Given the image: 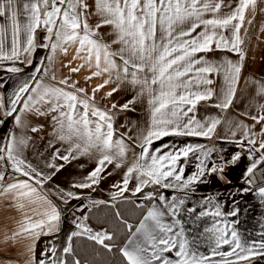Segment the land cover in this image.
Masks as SVG:
<instances>
[{"label":"snow or ice","instance_id":"6c2138e0","mask_svg":"<svg viewBox=\"0 0 264 264\" xmlns=\"http://www.w3.org/2000/svg\"><path fill=\"white\" fill-rule=\"evenodd\" d=\"M257 4L258 0H237V6L228 14L219 15L224 0H91V3L89 0H28L21 5L28 13V22L23 26L26 38L22 42L19 38L22 29L17 20L16 0H0V18H4L6 22L10 21L12 30L10 49L6 52L3 39L6 29L0 24V61H15L24 55L25 61L31 63L28 56L36 46L34 33L42 27L45 38L51 43L41 44V47L50 48L53 53L59 49L67 54L69 45L78 46L76 58L82 63L70 68L72 73L87 66L91 71L88 80L108 75L104 83L92 89L91 96L84 88L77 87L78 82L70 83V77L60 79L57 83L64 87H58L44 86L38 77L32 76L30 79L35 81V85L27 81L21 84L12 94L7 108L0 98V109L6 108L0 115L12 117L20 128L28 125L18 114L19 111L46 117L53 139L69 145L66 150L68 154L61 155L60 149L55 148L52 139L48 141L47 146L55 150L47 164L53 171L47 177L31 165H26L30 171L25 170V161L18 159L30 138L8 133L7 144L0 146V182L5 180V164L8 161L12 162V171L28 178L10 183L6 188L0 184V190L13 194L14 199L35 195L48 205V209L38 213L42 219L33 221L31 217H26L27 222L8 238L22 246V254L27 257L25 264H81V260L76 258L78 254L73 246V238L76 237H86L108 252L116 248L124 264H212V258L215 256H235L237 261H248L256 256L264 257V241L259 244L254 241L250 246H245L241 243L238 233L234 229L230 230L227 224L222 228L213 226L204 229L205 232L218 233L211 255L193 251L185 237L181 221L164 222L165 217L178 215L184 200L176 197L169 199L155 190L143 195L144 200L153 203L147 208L135 231L133 225L122 221L127 229V236L119 244L114 233L107 230L94 231L81 222L75 224L77 230L67 235L59 257H55L56 249L49 247L47 250H41L40 258L34 259L33 247L41 234L51 235L59 231V212L51 205V201L38 191V186L52 179V176L64 167L63 164L58 166L52 161L58 159L70 162V157L75 159L72 155L74 152L89 154L94 150L99 153L97 167L86 178L88 182L74 185L77 188H92L102 179L101 173L107 164L115 162V167H121L131 151L134 161L127 167L122 184L114 185L118 191L113 194V200L123 197L129 190L128 185L134 174L138 177V183L132 190L133 195L142 193L149 185L164 189H188L206 174L203 160L197 166L198 171L187 178L183 176V169L178 170L181 158H187L189 153L196 152L200 146L193 147L188 144L176 151L163 152L162 149L169 147L165 144L160 149H150L154 141L167 136L211 139L215 134L221 119H197V105L203 102L206 107L221 111L233 107L246 57L241 29L244 28L246 14L250 10L255 12ZM90 16L96 18L93 24L89 23ZM247 22L251 24L252 20ZM158 26L161 29L159 44ZM102 28L111 30L103 34L109 37L108 41L104 40L100 32ZM198 29L200 31H197ZM112 45H116L115 49ZM216 52L235 54L237 59H213L208 55ZM8 71L18 73L21 69L10 67ZM35 71L45 73L43 69ZM129 76L131 84L144 86L140 94L147 90L152 95L149 101L152 105L151 123L140 136L121 135L119 139L114 140L111 109H115L117 105L113 103L109 110L95 107V93L112 83L116 86L107 93L110 97L120 90L119 84L128 80ZM217 77H222L221 83H217ZM51 79L56 80L54 74ZM244 87L248 89L246 99L249 101V107L242 115L250 119L252 124L245 126L238 122L236 126L247 127L245 140L240 144L243 148L246 141V144L252 147L246 157L250 163L245 166L242 175L248 177L245 181L247 184H252L258 166L264 164V79L253 77L245 82ZM66 88L73 91H67ZM133 103L134 99L129 100L122 104L120 109L127 110ZM257 105V111L253 114L252 108ZM4 122V119H0V125ZM256 125L260 126L255 135L261 138L259 149L262 151L257 159H251V154L257 152V140L252 136ZM43 127V124L32 126L30 131L39 133ZM136 147L140 148L138 155L135 152ZM154 152L161 154H153ZM240 160L241 155L237 153L231 162L235 164ZM224 171V168L217 167L208 169L209 173L217 175V179L231 183ZM260 179L264 181V168H261ZM30 181H34V184ZM259 195L264 197V187L259 189ZM65 196L68 199H79L71 192L65 193L61 199ZM156 201L160 203L157 204ZM24 206L19 205L20 208ZM187 211L196 213L197 210L190 208ZM237 214V210L230 213L232 216ZM116 215L119 217L118 212ZM209 215L219 217L222 213L219 208L214 212L200 211L196 219ZM86 220L85 215L83 221ZM223 245L229 246L230 250L219 251ZM223 264L234 262L224 260Z\"/></svg>","mask_w":264,"mask_h":264},{"label":"crops","instance_id":"0c3cea01","mask_svg":"<svg viewBox=\"0 0 264 264\" xmlns=\"http://www.w3.org/2000/svg\"><path fill=\"white\" fill-rule=\"evenodd\" d=\"M25 2H28V0H16L17 20L22 29L19 38L22 42L26 38L23 26L28 22V13L21 6ZM89 3H91V0H89ZM236 6L237 0H224V6H222L219 15L228 14ZM95 19L94 16H90L89 23L93 24ZM249 19L252 20L251 24L247 22ZM0 24H3L6 29L3 39L5 41V51L7 52L10 49L12 38L11 22H6L4 18H0ZM110 31L107 28L100 29L102 35ZM160 31L161 29L158 26V44L160 43ZM197 31H200V29ZM34 36L36 46L28 56V60L31 63L25 61L24 55L19 60L0 61V98H2V103L6 108L10 104L12 94L21 84L27 81L29 84L35 85V81L30 79L32 76L38 77L44 86L58 87H64L57 83L60 79L70 77L69 82H78L77 87L84 88L89 96L92 94V89L108 79V75L105 74L104 76L93 77L91 80H88L87 77L91 75V71L87 66L76 73L70 71V68H75L82 63L80 59L76 58L77 45H69L67 54L61 52L59 49L53 53L50 48L40 46L41 44L51 43L45 38V32L42 27L36 30ZM241 36L245 41L243 49L246 57L240 88L233 107L226 111H221L206 107L203 102L197 105V119L205 117H218L221 119V123L217 126L212 138L167 136L161 140L154 141L150 149V151L152 149H160L165 144L169 147L162 149L163 152L176 151L188 144H191L193 147L200 146L196 152L189 153L187 158H181L178 162V170L183 169V176L187 178L192 173L198 171L197 166L203 160L206 174L199 181L189 186L188 189H164L158 188L155 185H149L144 188L142 193L133 195L132 190L138 183V177L134 174L128 185L129 190L124 193L123 197H117L113 200V194L118 191L114 185L122 184L127 167L134 161L131 151L128 152L121 167H115V162L107 164L101 173L102 179L98 184L93 185L92 188H77L74 185L88 182L86 178L97 167L100 158L99 153H96L94 150L89 154L74 152L72 155L75 156V159L70 157V162L58 159L52 161L58 166L63 164L64 167L56 172L52 176V179L47 180L42 186H38V191L40 195L51 201V205L59 212V231L51 235L41 234L36 239L33 245L34 259L40 258L41 250H47L49 247L55 248V257H59L67 235L77 230L75 228L76 223H86L94 231L103 230L91 224L88 217L86 221H83V217L85 215L88 216V211L92 207L101 203L114 204L119 201L133 200L138 205L144 206L148 204V208L153 202L144 200L143 195L153 190L157 193H163L169 199L176 197L177 199L184 200V204L180 207L178 215L175 217H165L164 222L174 223L175 220H180L185 237L189 240L190 246L195 252L211 255L212 249L215 247V237L218 233L205 232L204 229L213 228V226L222 228L225 224L228 225L230 230L234 229L238 233L241 243L245 246H250L254 241L257 244L264 241V197L259 195V189L264 187V183L260 179L261 168H264V164L258 166L253 183L247 184L245 181L248 177L242 174L244 173L245 166L250 163V160L246 159V157L249 156L248 150L252 146L247 145L245 141V147H241L240 142L245 140L244 134L247 133V127L240 128L236 126L238 122L243 123L245 126L252 124L250 119L242 115L249 107V101L246 99L248 89L244 87L245 82L253 77L264 79V0H258L255 12L250 10L246 14L244 28L241 29ZM103 38L105 41L109 40L107 35H103ZM115 47L116 45H112L113 49ZM83 54L81 53V55ZM208 55L213 59L218 57H227L232 60L237 59L235 54L216 52ZM10 67H18L21 71L18 73L10 72L8 71ZM35 69H43L45 73H37ZM53 74L56 80L51 79ZM113 79H115V73H113ZM130 80L131 77L129 76L128 80L120 83V90L110 97L107 96V93L116 86L112 83H109L106 87L95 93V107L101 110H109L113 103L117 105L115 109H111L113 127L115 129L114 140L119 139L121 135L126 137L133 134L140 136L151 123L152 105L149 101L152 99V95L147 90H143V94H140L144 86L133 85L129 82ZM221 82L222 77H217V83ZM152 87L156 88V86ZM66 90L73 91L70 88H66ZM133 99L135 103L130 105L129 109H120L122 104ZM6 108L0 109V112L5 111ZM257 108L258 105L252 108L253 114H255ZM18 114L28 127L20 128L14 123L12 117L0 115V119H4L5 121L3 125H0V141H2L0 146L7 144L8 133H15L18 136L30 138L27 140V146L23 148L18 159L25 161V170L30 171L26 165H31L47 177L53 171L47 167V164L51 161L55 148L60 149L61 155H66L68 154L66 150L69 145L58 143L53 139L51 127L46 117L32 116L22 111H19ZM39 124H43V130L39 133H32L30 127L38 126ZM259 128L260 126L256 125L252 132L253 138L257 140L255 146L257 152L251 154V159H257L262 151L259 149L261 138L255 135ZM50 139H52L55 148L47 146ZM135 152L138 155L140 148L136 147ZM237 153L241 155V160L233 164L231 162L232 157ZM153 154L159 155L161 153L154 152ZM11 164V161L5 164V168H7L5 180L0 182L4 188L10 183L28 179L22 174L12 171ZM211 167L224 168V174L231 183L219 180L216 174L209 173L208 169ZM30 183L34 184V181H30ZM173 183L179 182L173 181ZM244 189H248V191ZM69 192L79 197V199H68L66 196L64 199H61V196ZM155 203L159 204L160 202L156 201ZM20 204H24L25 206L20 208ZM190 208H196V213L187 211ZM217 208L221 211V216L215 217L209 215L196 219L197 213L200 211L214 212ZM46 209H48V205L42 200L37 199L35 195L28 198L14 199L13 194L4 193L0 190V264H25L27 257L22 254V246L15 244L8 238L12 237L13 233L22 224L27 222L26 217H31L33 221L42 219L43 217L38 213H43ZM233 210L238 211L236 216L230 215ZM135 228L133 231H135ZM229 250L230 248L227 245H223L219 249V251ZM241 254L246 255L247 253ZM45 260H47L46 257ZM224 260H232L234 264H264V257L261 256L253 257L248 261H237L235 256L223 258L215 256L212 258V264H223Z\"/></svg>","mask_w":264,"mask_h":264},{"label":"trees","instance_id":"16d2710c","mask_svg":"<svg viewBox=\"0 0 264 264\" xmlns=\"http://www.w3.org/2000/svg\"><path fill=\"white\" fill-rule=\"evenodd\" d=\"M147 206L148 204L140 207L133 200L119 201L114 204L101 203L92 207L88 211L87 217L95 227L114 233L119 244L127 236V229L122 221L133 225L134 230L143 218ZM117 212L119 217L116 215ZM73 246L78 254L76 258L81 260V264H124L123 258L116 248H113L112 252H108L102 246L87 240L86 237L74 238Z\"/></svg>","mask_w":264,"mask_h":264},{"label":"built area","instance_id":"2783aa9c","mask_svg":"<svg viewBox=\"0 0 264 264\" xmlns=\"http://www.w3.org/2000/svg\"><path fill=\"white\" fill-rule=\"evenodd\" d=\"M263 183H264V181H263Z\"/></svg>","mask_w":264,"mask_h":264}]
</instances>
